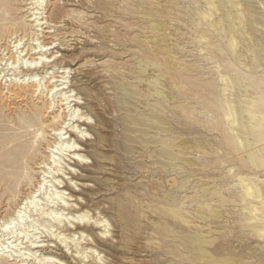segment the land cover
Instances as JSON below:
<instances>
[{"label":"rangeland","instance_id":"374dc122","mask_svg":"<svg viewBox=\"0 0 264 264\" xmlns=\"http://www.w3.org/2000/svg\"><path fill=\"white\" fill-rule=\"evenodd\" d=\"M211 1L224 9L212 19H206L202 12L209 9ZM252 1L264 3V0ZM31 3V0H0V58L13 51L11 41L22 39L25 48H29L34 43L31 38L38 37L51 48L47 53L55 59V63L40 72L47 79L54 76L47 85L56 80V84H61L66 76L71 81L67 85L70 88L65 90L70 91L68 95L79 93L81 97H76L83 98L86 89L92 92L95 96L89 101L71 98L76 100L71 104L81 103L76 104L82 108L80 114H87L89 109L103 118L108 127L99 132L112 143V146L109 142L98 145L94 150V135H84L88 142L84 141L83 146L89 157L97 153L106 156L105 169L97 171L89 158L86 162L91 167H78L80 174L76 177L68 164L76 165L67 158L61 166L69 185L63 194L72 202L57 206L63 207L65 211H60L63 215L70 214L67 216L70 221L72 209L87 212L93 218L91 223L96 219L111 220L110 234L102 235L100 232L105 228L94 226L84 230V235L78 232L72 236L66 220L62 219V224L44 222L41 211L30 213L32 219L47 227L51 225L53 233H61V238L67 239L69 253L65 262L210 264L229 257L246 264H264V238L257 235V231H264V222L255 211L264 205L238 187L239 178L252 179L256 184L264 181V27L252 17L242 26L245 44L251 50L239 49L246 57L245 69L228 49L226 16L229 14L239 21L240 13L229 8L226 0H46L39 16H31L35 12ZM36 17L40 20L34 21ZM153 19L164 26V33L153 31L149 23ZM249 21L261 33L252 30ZM36 24L43 25L36 27ZM140 61H150L156 69L152 67L144 72L139 68ZM4 63L0 62V70ZM63 72L68 73L63 75ZM222 75L233 77L241 84H230L224 92L226 83L222 84ZM161 77L172 83V87L166 85L175 101L150 96L149 80ZM9 83L0 81L1 223L30 193L36 192L42 181L40 166L48 155L47 141L54 132L51 127H45L52 123L60 126L59 113L64 112L68 120L67 106L59 109L58 103L54 104L61 96L48 95L53 105L45 111L46 100L39 99L43 98L38 97L39 91L35 97L12 96L7 93ZM125 91L135 97L123 106L131 117L139 118L148 113L149 103H159L165 106L171 124L168 142L184 140L188 146L196 144L182 151L172 145L166 147L183 160L178 163L180 168L172 170L159 163L160 145L149 148L133 145L135 153L125 150L124 130L119 124L126 111L120 112L117 103L122 98L120 93ZM229 103L244 112L247 129L243 133L227 122L224 111ZM241 134L255 149L261 169L248 161L240 145ZM137 136L147 138L140 133ZM172 178L179 182L188 178L189 182L182 189L178 183L168 187L167 182ZM101 185L107 187L100 189ZM69 194L74 197L70 198ZM40 198L48 209V200L43 195ZM217 211L219 218L211 217ZM30 237L45 245L33 250L39 251L36 253L39 258L58 250L55 240L48 242V233ZM196 237L211 240L212 244L201 247L194 242ZM31 245L23 240L19 249L23 247L24 252ZM48 245L55 248L49 249ZM62 246L66 244L59 248ZM65 251L63 248L57 252ZM85 253L89 258L83 259ZM25 258L17 252L5 253L0 256V264H23ZM25 263L35 264L34 260Z\"/></svg>","mask_w":264,"mask_h":264},{"label":"bare ground","instance_id":"6f19581e","mask_svg":"<svg viewBox=\"0 0 264 264\" xmlns=\"http://www.w3.org/2000/svg\"><path fill=\"white\" fill-rule=\"evenodd\" d=\"M31 1V4L33 5L32 10H35V12L31 14V16L41 15L40 11L44 10V4L46 0ZM140 4H142V2H140ZM226 4L229 8L236 9L238 13H240L239 21H236V18L229 14H227L226 16L227 33L229 36L228 49L231 56L239 63V65L247 69L248 65L245 63L246 57L243 53H239V49L240 47H243V51H245V49L247 52L251 50L248 51V44H245V33L242 29V26L245 24L248 18L252 17L256 19L261 27H264V3L262 1L254 2L252 0H249V2L247 3L245 2L244 4H240L237 0H226ZM261 5H263V7ZM208 6L209 9H205V11L202 12V16L206 19H212L213 15L222 13L221 11L224 9L223 6H221L220 4H216L215 1H211L210 3H208ZM33 19L34 21L40 20L37 17ZM149 23L152 24L151 27L153 31H156L157 33L165 32L164 26L158 23L156 19L149 21ZM41 25L43 24H36V27H41ZM249 26L255 32L261 33V30L251 24V21H249ZM244 28H246V26ZM31 41L36 44L32 43L29 48H25L22 39L16 40L14 42L11 41L13 44V51L4 54V57L0 58V62L2 64L4 63V60H6V62L4 63L5 67H2L0 70V81L4 82L5 84L10 82L7 87V93L12 96H17L18 94H32L33 97H35L36 93L39 91L40 93L38 97L40 95L43 96V98L39 97V99L46 100L45 111L49 110V108L53 105V103L48 100V95H52V97L56 95L61 96L58 97L57 101H55L54 104L58 103L57 106L59 107V109L63 106H67L68 120L65 119V116L63 115L64 112L59 113L58 115L61 121L60 126H55L52 123L50 126L45 127H51V131L54 132L53 134H51L50 141H47L48 144L46 150L48 155L45 160L42 161V167L40 166V168L42 169V181L38 183L39 187L37 188L36 192L30 193L23 204H21L14 210V213L12 215L2 220V223L0 222V256L1 254L5 255V253L9 254L12 252H17L23 257H27L22 261L23 264H29L25 263V261L28 260H34L35 264H67L65 262V259L67 258L66 254L69 253V248L67 247L68 245L66 243L67 239L63 240L61 238V233H53L51 230V225L47 227L42 223L36 221L35 219H32V215L30 213H32V211L36 213L41 211L42 214L45 215V217L43 218L44 222L56 221L59 224H62L63 220H66L67 224L69 225L70 235L72 236L76 235V233L78 232L84 235L86 233L84 230H90L94 226H102L105 228L104 231L101 230L100 232L102 235L110 234V230L108 229V227L111 226V220L109 219H96L93 223H91L93 218H91L87 212L78 213L79 211L76 212L75 209H72V221H70L67 218V216L70 214L68 213L65 216L62 214V212L65 211L63 207H61L60 209L57 208L60 203L69 205L70 202H72L70 200H66L63 194L68 190L66 189V187L69 186L68 182L63 178V176H66V173L62 170L63 168L61 167L63 166V163L66 162L67 158H69V160L74 162L73 164L76 165L73 166L70 163L68 164L72 169H74L76 177H78V175L80 174L76 170L78 167H91L86 162L89 158L93 159L92 167H94L97 171H103L105 169L103 162L106 161V156L104 154L97 153L93 155V157H89L90 153L86 151V148L84 149L83 146L84 141L85 143H87L88 140L87 138L84 139L83 137L84 135L90 137L94 135L93 141H91L92 143H94V146L92 148L96 150L98 145L103 146L106 144V142H109V140L99 132L102 128H107L108 126L103 118H101L100 116H96L89 109L87 110V114H80L79 112L80 110H82V108L80 106L77 107L76 104L78 105L81 103L77 102L74 105L71 104L73 101H79L83 98H85L87 101L92 99L95 95L92 92H89L88 89L85 90L83 98H80L81 95L79 93H76L75 95H68V92L70 91L65 90H68L67 88H70L67 85L69 84L68 82L71 81H69V77L66 76L62 77V80L66 81L62 82L61 84H56V82H58L56 80L55 83H53V81L49 82V84L47 85L48 80L55 79L54 76L47 79L44 74H41L40 72L42 69H45V67L50 63H55V59L53 60V55H48L47 53L51 48H47L48 46L43 45L38 37L36 39L31 38ZM152 67L156 69V65L151 63L150 61H140L139 63L140 70L144 72H147V70L151 69ZM11 70L14 71L13 74H10ZM15 72H17L18 74H14ZM66 73L68 72H63L62 74L65 75ZM46 79L47 81H45ZM221 82L223 85L224 83H226V88L223 89L224 92L228 90V86L230 84L238 86L241 84L238 83V81L233 77H226L223 75L221 76ZM166 83L170 87H172V83L168 78L161 77L149 80L148 87L151 90L150 96H157L166 102H171V100L173 101L174 97L170 95V89L167 88ZM42 87L44 88L43 92ZM117 89L119 88L117 87ZM74 91L75 90H73L72 92ZM76 95H80V97H76ZM120 96L122 98H119L117 100L118 108L120 112L126 111V116L119 124V126H121L124 130L123 138L126 142L124 144L125 150L135 153L136 149L133 148V145H140L147 148H149V146L151 145H160L162 146V148L160 149L159 163L165 168H169L172 170L175 168H180L178 163L182 162L183 160L174 152H169L166 147L172 145L174 149L182 151L185 149L193 148L196 146V144L190 143L193 146H188L187 142L184 140L178 142L176 141L173 143L168 142L166 137L171 133V124L167 120L165 106H162L159 103H149L147 114H143L139 118L131 117L128 113V110L123 108V106L127 104L129 105V100L134 99V95L130 92L125 91L123 93H120ZM71 98H75L76 100H70ZM95 98H98V96ZM73 106H75L74 110ZM226 108L227 109L224 111V113L230 127H236L237 130H239L240 132L242 131V133L243 131H246L247 124L244 120V112L242 110L240 111L237 106L231 103L227 104ZM248 114L249 116L252 115L250 112ZM33 122L36 121L33 120ZM82 127L85 128L82 130ZM96 127H98V129ZM38 132L40 133V135L42 134V130H39ZM77 133L82 136H78ZM138 133L144 134L147 138H140L139 136H137ZM130 136H134V138ZM239 139L240 145L246 153L247 159L250 164H252L255 168L261 169L262 165L259 161V157L256 155L255 149L252 148L247 138L244 137L243 134H241L239 136ZM109 145L112 146V143L109 142ZM208 148L211 149L212 147L208 145ZM83 150L86 153H83ZM72 181L73 180L71 177V180L69 182L72 183ZM188 182V178H183L180 182L177 181L176 178H172L168 180L167 185L168 187H172L177 185L178 183V187L182 189L185 188ZM105 186L107 187V185H101L100 189L104 188ZM238 187L244 194L260 201L264 205V181L260 182V184H256L252 179L239 178ZM105 190L110 191V189ZM42 195L48 200V204L51 205H46L48 206V209H45L43 206L44 199L40 198ZM69 197L72 198L74 196L69 194ZM75 205H78V203ZM243 211H245V209H243ZM255 211L259 214L261 222H264V208H256ZM250 212L254 214V211L250 210ZM211 217L219 218L218 211L215 212ZM39 230H42V232L37 233ZM34 231L36 233L30 235ZM47 233L48 237H50V241L48 242L53 243L52 240H55V244L57 245L56 248L58 250H56V252H54L53 254H50L48 256H45L44 254L42 258H39L40 255H36V253L39 251L34 252L33 250L34 248H44L45 245H39V242L33 241L32 237L30 236H35L37 234L47 235ZM257 235L259 238H264V231H257ZM14 237L17 239L13 240ZM40 238L42 237L40 236L38 239ZM67 238L72 237L69 236ZM20 240L22 241L21 243L19 242ZM23 240H27L32 244V247L28 250H24V252L22 251L23 247L19 249L20 244H23ZM57 241H59L58 244L60 243V245L57 244ZM194 242L198 243L201 247L212 244L211 240H206L202 237H196L194 239ZM64 244H66V246H62V248L60 249L59 247ZM47 248L53 249L55 247L48 245ZM63 248H66V251L59 254L57 251H62ZM203 251L207 250L204 249ZM72 254L73 252H71V256ZM79 257L80 256H78V258ZM87 258H89V254L85 253L83 259ZM45 260H48V262H46ZM82 263V260L79 261V264ZM210 264H246V262L226 257L218 261H213Z\"/></svg>","mask_w":264,"mask_h":264}]
</instances>
